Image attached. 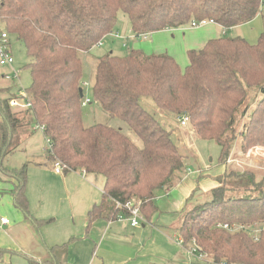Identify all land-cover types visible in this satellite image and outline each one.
Here are the masks:
<instances>
[{
    "label": "trees",
    "instance_id": "obj_1",
    "mask_svg": "<svg viewBox=\"0 0 264 264\" xmlns=\"http://www.w3.org/2000/svg\"><path fill=\"white\" fill-rule=\"evenodd\" d=\"M0 2L2 26L23 44L31 60L26 69L32 83L25 90L31 107L17 112L11 106L13 98L0 99V171L16 181L12 191L15 206L27 219H32L26 195L28 165L10 170L3 167V161L17 150L24 131L34 125L43 126L50 141L45 150L48 162L60 163L64 174L81 172L103 178V201L89 212V227L98 219L125 213L118 203L138 206L141 215L151 220L158 213L157 193L175 188L182 180L185 156L175 143L174 132L142 106V98H151L179 122L186 116L188 133L221 147L224 166L238 135L243 138L244 150L264 147V33L256 44L242 37L209 40L203 49L188 52L186 69L168 54L147 56L133 50L126 56L108 53L99 57L92 87L94 100L107 115L124 123L141 146L123 128L85 126L84 95L80 93L82 55L112 33L119 34L120 13L128 17L136 37L194 22H212L229 31L261 14L260 0ZM259 92L261 99L257 98ZM239 121L244 122L240 133ZM228 176L233 182L246 180L249 187L245 190L259 195L230 197V191L243 187L229 186ZM217 180L219 185L210 200L185 210L178 229L182 243L215 264H264V231L258 238L251 233L256 224H264V179L256 182L251 173L226 172ZM33 221L41 227L54 219ZM225 224L243 228L231 232L219 227ZM68 245L51 248L46 262L34 260L31 264H59L57 251ZM7 252L0 250V263Z\"/></svg>",
    "mask_w": 264,
    "mask_h": 264
},
{
    "label": "rangeland",
    "instance_id": "obj_2",
    "mask_svg": "<svg viewBox=\"0 0 264 264\" xmlns=\"http://www.w3.org/2000/svg\"><path fill=\"white\" fill-rule=\"evenodd\" d=\"M256 19V22L252 24H246L236 29H231L225 33L220 30V28H216L217 30L212 32L211 35H208V38L206 37L204 41L199 42V36L194 41L188 40L192 37L188 35L196 33L188 32L187 29H191L190 26V28L181 27L178 29L160 31L152 36L148 35L146 39L144 37H136L131 30L130 20L124 14L120 13L116 33H119L122 38L115 39L114 36L109 35L105 38L103 46L98 45L89 54L82 55L84 60L83 95L84 100H90L89 104L83 106L85 126L90 127L96 124H104L115 128H123L125 134H127L139 146L142 145L138 137L130 132L124 123L107 115L100 104L96 103L94 100L92 87L99 57L111 53V51L117 56H126L133 50L142 51L147 56L168 54V52H171L176 55L177 63L181 68L186 69L190 63L188 58L189 49L201 50L209 40L227 36L230 38L242 37L244 39L246 38L249 42L256 43L258 41V37L255 39L256 31L261 34V30L264 27V10ZM2 28L4 29L3 26ZM199 28L203 31L208 27L201 26ZM186 33H188V35ZM9 40L11 42L10 50L15 61L14 68L15 71L19 73L20 80L19 75L18 78L12 80L14 79V71H11V67L0 66V89L4 87L9 88L7 94L0 93V99L4 98L5 95L8 97L12 96L11 98H13V96L19 98L32 83L31 74L29 70L26 69L31 60L28 58L23 44L13 36H10ZM123 44L128 45V47H123ZM4 77H11V79H9L11 81L5 80ZM84 83H88V85L85 86ZM261 97L262 93L259 92L257 98L261 99ZM141 104L166 128L173 130L175 143L181 153L185 156L186 169L182 173V182L180 185L181 187L190 184L195 186L194 189L196 192L193 194L196 193L195 198L198 199L195 205L203 204L211 199L212 190L219 185L217 178L221 175H226V172L229 174L248 172L255 177L256 182L264 179V147H251L248 150H244L243 138L238 135L237 140L232 145L228 162L226 166H224L221 164L220 160L222 150L216 142L203 140L192 132L188 133L190 126L186 129H182L176 116L158 108L151 98H142ZM20 109L26 110L22 108ZM1 120L2 117L0 116V121ZM246 120L247 119H245V121ZM243 124V121H239L237 126V131L239 133L243 131ZM30 128L31 127L26 130H30ZM17 144L18 147L16 152L5 158L3 161V167L10 170H20L27 164L29 166L28 184L34 186V191L38 194L40 193V189L38 188L37 183L39 181V184L43 183L42 187L44 189V195L48 197L49 202L47 203V201H43L41 206L44 207H42V210L49 216L48 219H57V221L54 220L52 223L45 225L47 229H51L50 232L53 235H59L65 228L68 229L69 227H72V218L75 217V213L79 218L85 200L98 198L101 201V191L104 184L103 178L89 176L87 180L84 179L86 184L83 185V176L80 172H69L64 174L62 171L61 174H57L54 168L50 166V163L46 162L45 150L49 146L42 131L37 130L31 138L24 142L22 147L19 139ZM38 164L44 165L39 166ZM3 175V172L0 171V178H4ZM226 181L229 186H235L238 184V186L243 187L241 190L230 191L229 196L232 198H251L259 195L258 192L246 191L249 187L246 186L248 184H246V180H237L236 182H233L235 180L228 176ZM2 186L3 183L0 179V188H2ZM178 191L179 189H174L169 192V194H167V192H159L157 194L158 199H156L155 205L160 212L162 211L161 213L164 212L163 214H166V212L169 211L167 208L175 200ZM2 192L3 191L1 190L0 193ZM34 207L38 210L40 204L37 206L34 205ZM3 211L5 210L0 208V218L2 214L5 213ZM65 212H67V214H65ZM7 217L10 216L7 215ZM65 218H67V225L63 224ZM81 219H83V216ZM19 229L22 230L21 228ZM262 231H264V224H256L255 227H252L251 233L258 238ZM17 236L20 239L19 244L26 245L28 240L26 239L27 234L23 236V234L17 233ZM192 249L194 248H191L190 250ZM73 259L74 256L70 252L68 264H73ZM190 259L189 264H215L213 262L207 263L201 260L196 254H190Z\"/></svg>",
    "mask_w": 264,
    "mask_h": 264
},
{
    "label": "crops",
    "instance_id": "obj_3",
    "mask_svg": "<svg viewBox=\"0 0 264 264\" xmlns=\"http://www.w3.org/2000/svg\"><path fill=\"white\" fill-rule=\"evenodd\" d=\"M256 18L248 24L256 22ZM204 26H207L208 28L203 31H201L199 27L187 29L189 33L196 32L193 35H188V33H186L188 36H192L188 40L194 41L199 36V42H202L206 37L208 38V35H211L212 32L216 31V28H220L224 33L227 32L220 25L212 22H207L203 27ZM187 28L190 27L188 26ZM261 31V34L256 31L255 39L258 37L259 40L260 36L264 33V27ZM156 33L158 32L149 35L152 36ZM207 43L208 41L206 44ZM249 43L256 44L254 42ZM124 45L126 44H123V47H125ZM126 47H128V45H126ZM191 49H189V51H191ZM111 53L114 52L111 51ZM168 55L176 60L175 54L168 52ZM12 70L15 71L14 66L11 67V71ZM5 80L8 81L9 79L5 78ZM8 89V87L1 88L0 93L7 94ZM9 97L6 95L4 96V98ZM13 99H17V97L13 96ZM13 110L17 112L25 111L15 107H13ZM34 126L30 128L31 131H24L20 142L21 147L24 142L31 138L37 131L35 129L36 126ZM15 152H13V154ZM46 162H48L47 158ZM38 165L43 166L44 164ZM50 166L55 170L54 164L50 163ZM3 176L4 178H0L3 183L2 188H0V192L1 190L3 191L0 193V208L4 209L5 211L3 212L5 213H3L0 218V250L2 249L8 252L4 254L0 264H31V261L34 260L43 263L51 256V248L66 243H69L66 248L57 251L56 255L59 264H68L70 252L74 256L73 264H189L191 260L190 254L195 255V253H192L190 250L191 247L184 246L178 230L182 224L185 210L194 207L198 200L195 198L196 193L193 194L196 190L194 189L195 186L192 184L181 187V181L173 189L159 191L167 192V194H169V192L174 189H179L175 200L171 203L173 207L170 205L167 208L169 211L166 212V214H163L164 212L161 213L162 211L160 212V210H158V213L151 220H146L143 217L144 220L141 221V226L139 227H133L127 215H123L124 213L117 218L98 219L89 227L88 214L93 207L99 205L103 201V193L101 191V201L98 198L85 200L79 218L76 213L75 217L72 218V227H69L68 229L65 228L59 235H53L50 232L51 229H47L45 225L38 227L33 221L36 220L42 222L50 219L57 221L56 218L48 219L49 216L42 210V207H44L41 206L43 201L45 200L47 203L49 202L48 197L44 195V189L42 187L43 183L39 184L40 181L37 183L38 188L40 189L39 194L34 191V186H30V184L27 183L26 195L29 202V212L32 217V219L29 220L15 206L12 191L16 185V181L7 175ZM82 176L83 185H85L86 183L84 179L87 180L89 176L83 174ZM156 199H158L157 195L154 200L155 202ZM39 204L40 207H38L37 210L34 205L37 206ZM65 214H67V212H65ZM7 215L10 217H7ZM82 216L83 219H81ZM67 218H65L63 224H66ZM2 219H6L8 223L3 224ZM17 233H21L23 236L27 234L26 239L28 240L26 245L19 244L20 239L18 238ZM204 261L207 263L213 262L208 256Z\"/></svg>",
    "mask_w": 264,
    "mask_h": 264
},
{
    "label": "built area",
    "instance_id": "obj_4",
    "mask_svg": "<svg viewBox=\"0 0 264 264\" xmlns=\"http://www.w3.org/2000/svg\"><path fill=\"white\" fill-rule=\"evenodd\" d=\"M260 4H261V11L264 10V0H260ZM1 8H2V5H1V2H0V11H1ZM207 22H203V23H196L194 22L190 27L192 29L194 28H198V27H201L203 25H205ZM112 36H114L115 38H118V39H121L122 36L119 35V34H111ZM9 33L5 30V28L3 29L2 28V24H1V17H0V66L1 67H13L14 66V57H13V54L11 53V42L9 40ZM140 37H144L145 39L147 38L145 35L143 36H140ZM104 44L103 41H101L98 45L99 46H102ZM18 75L19 73L14 71V76L13 78L16 79L18 78ZM7 78H10V77H7ZM85 86L88 85V83H84ZM90 103V100H86L84 102V106H86L87 104ZM11 106L12 107H15V108H22V109H28L31 107V101H30V98L28 96V94L26 93V91L20 95L19 98L17 99H13L12 102H11ZM189 119L185 116V117H182L180 119V126L181 128H188L189 124ZM36 130H40L44 133V127L43 126H37L35 128ZM48 144L50 145V141L47 140ZM50 147V146H49ZM55 171L57 173H62L63 171V167L60 163H55ZM117 206L121 209L124 210V214L123 215H127L131 221V224L133 227H139L141 226V221L144 220L141 213H140V209L139 207H135L134 205L132 206V204H127L125 206L121 205V204H117ZM2 223L3 224H7L8 221L6 219H2ZM220 228L222 229H225L227 231H238L240 229H242L243 227L242 226H238V225H229V224H225V225H220L219 226ZM195 243V242H194ZM192 253H195L196 254V248H194L192 250ZM199 258H201V260H205L207 258L206 255H198Z\"/></svg>",
    "mask_w": 264,
    "mask_h": 264
},
{
    "label": "bare ground",
    "instance_id": "obj_5",
    "mask_svg": "<svg viewBox=\"0 0 264 264\" xmlns=\"http://www.w3.org/2000/svg\"><path fill=\"white\" fill-rule=\"evenodd\" d=\"M146 37H147V36H146ZM6 78H7V77H6ZM7 79H11V77H10V78H7ZM87 100H88V99H87ZM85 101H86V100H84V102H85ZM84 102H83V104H84ZM83 106H84V105H83ZM46 139L48 140V138H46ZM48 146H50V145L48 144ZM48 148H49V147H48ZM48 148H47V149H48ZM54 165H55V164H54ZM140 213H141V212H140ZM127 217H128V216H127ZM142 217H143V216H142ZM128 218H129V217H128ZM192 250H193V249H192ZM192 250H191V251H192Z\"/></svg>",
    "mask_w": 264,
    "mask_h": 264
},
{
    "label": "water",
    "instance_id": "obj_6",
    "mask_svg": "<svg viewBox=\"0 0 264 264\" xmlns=\"http://www.w3.org/2000/svg\"><path fill=\"white\" fill-rule=\"evenodd\" d=\"M80 93H81V97H83V90L82 89L80 90Z\"/></svg>",
    "mask_w": 264,
    "mask_h": 264
}]
</instances>
